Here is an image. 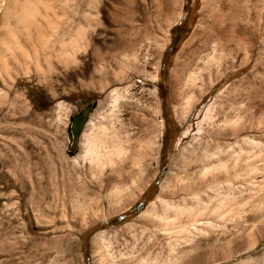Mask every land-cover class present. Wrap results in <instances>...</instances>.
I'll list each match as a JSON object with an SVG mask.
<instances>
[{
	"label": "rangeland",
	"instance_id": "obj_1",
	"mask_svg": "<svg viewBox=\"0 0 264 264\" xmlns=\"http://www.w3.org/2000/svg\"><path fill=\"white\" fill-rule=\"evenodd\" d=\"M0 264H264V0H0Z\"/></svg>",
	"mask_w": 264,
	"mask_h": 264
},
{
	"label": "bare ground",
	"instance_id": "obj_2",
	"mask_svg": "<svg viewBox=\"0 0 264 264\" xmlns=\"http://www.w3.org/2000/svg\"><path fill=\"white\" fill-rule=\"evenodd\" d=\"M250 0H245V8L246 9H248V2H249ZM24 14V13H23ZM20 15V17L18 18L19 19V21H20V23H26V20H27V18H26V14L25 15ZM28 17V16H27ZM208 17H212V21L210 22V24H209V21L210 20H205V27H203L202 26V28H200L198 31H197V33L196 34H198V35H200L201 36V38H203V40L205 41V42H209L210 40H213V39H215V40H217L218 42H220V43H225V42H227V44H231V43H233L232 41H233V34L231 33L230 34V36L228 37V38H224L223 36H222V32L220 31L218 34H213V33H211V30L208 28V26L209 27H211L212 26V24H213V22L215 23V24H219V22L223 19V17H222V19H221V15L219 16V14H215V13H209L208 14ZM221 22H223V21H221ZM220 22V23H221ZM24 25V24H23ZM220 25V24H219ZM190 45V44H189ZM25 52V51H24ZM18 63V62H17ZM183 68H186V65H183L182 66ZM153 149H156V146H152V150ZM88 153V150H85V152H84V155H86ZM213 166V165H212ZM207 169H205V171H206ZM86 201H87V203L86 202H84V208L85 209H88V208H91V207H94V206H97V203L95 202V201H93V200H87L86 199ZM152 209V208H151ZM151 209H149V212H147L146 214H148V216H150V215H152V214H150V210Z\"/></svg>",
	"mask_w": 264,
	"mask_h": 264
},
{
	"label": "water",
	"instance_id": "obj_3",
	"mask_svg": "<svg viewBox=\"0 0 264 264\" xmlns=\"http://www.w3.org/2000/svg\"><path fill=\"white\" fill-rule=\"evenodd\" d=\"M90 110L91 107L87 106L80 114L76 115L74 118L71 119L72 120L71 129L73 130V136L70 134L71 139L74 137L76 141L78 137L81 135L84 125L88 120Z\"/></svg>",
	"mask_w": 264,
	"mask_h": 264
},
{
	"label": "flooded vegetation",
	"instance_id": "obj_4",
	"mask_svg": "<svg viewBox=\"0 0 264 264\" xmlns=\"http://www.w3.org/2000/svg\"><path fill=\"white\" fill-rule=\"evenodd\" d=\"M81 112L72 115L71 116V119L74 118L76 115L80 114ZM71 125H72V120H71ZM71 125H70V128H69L70 129V132L68 131L69 138H70V134L73 136V130L71 129ZM70 140H71L70 153L74 154L75 151H76V149H77V146H78V142H77L78 140L75 141V138L74 137L72 139L70 138Z\"/></svg>",
	"mask_w": 264,
	"mask_h": 264
}]
</instances>
